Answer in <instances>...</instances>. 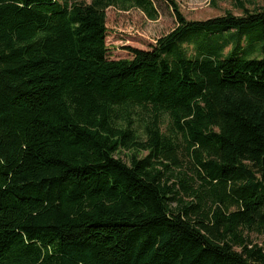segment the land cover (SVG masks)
Returning <instances> with one entry per match:
<instances>
[{"label":"trees","instance_id":"1","mask_svg":"<svg viewBox=\"0 0 264 264\" xmlns=\"http://www.w3.org/2000/svg\"><path fill=\"white\" fill-rule=\"evenodd\" d=\"M233 2L110 60L107 11L152 0H0V264H264V5Z\"/></svg>","mask_w":264,"mask_h":264},{"label":"rangeland","instance_id":"2","mask_svg":"<svg viewBox=\"0 0 264 264\" xmlns=\"http://www.w3.org/2000/svg\"><path fill=\"white\" fill-rule=\"evenodd\" d=\"M170 1L175 2L182 14L188 21H205L216 18L231 12L241 15V11L233 0H152L158 10V19L153 21L147 18L144 12L139 9H132L122 12L117 9L107 11V46L110 60L131 59L132 55L127 51L128 47L140 50H150L156 41L171 33L177 27V19L171 7ZM264 5L263 1H259ZM176 175L185 173L189 178L194 175L189 169V163L175 170ZM173 179L172 182H174ZM197 181V180H196ZM198 182V181H197ZM198 184L195 188H197ZM179 198L185 202H190L191 198L181 191ZM208 208V205H203ZM202 206V207H203ZM250 239L256 244L264 242V236L256 233H248Z\"/></svg>","mask_w":264,"mask_h":264}]
</instances>
